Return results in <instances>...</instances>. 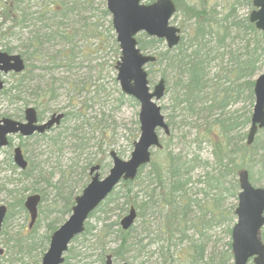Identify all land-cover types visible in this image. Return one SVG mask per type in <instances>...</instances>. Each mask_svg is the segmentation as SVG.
<instances>
[{"label":"rangeland","instance_id":"rangeland-1","mask_svg":"<svg viewBox=\"0 0 264 264\" xmlns=\"http://www.w3.org/2000/svg\"><path fill=\"white\" fill-rule=\"evenodd\" d=\"M142 1L149 2V0ZM45 2L46 0H26L27 11L34 13L32 17L38 15ZM62 3L68 9L66 8L67 11L64 15L52 16L53 28L59 29L63 34L67 33L68 38L64 39L57 36L51 40H41L38 50L42 54L36 56L39 57L38 59L32 58L26 53L30 32L35 27L40 32L47 30V26L43 24L50 23L51 19L35 22L34 18L31 17L28 21L29 26L25 28L12 24L10 20L0 24V50H6V47H10L11 53H19L26 57L27 68H31L28 74L32 77L28 82L23 81L25 83L20 86L19 94H15L16 90L12 86L17 82L18 75L13 72L4 74L5 83L0 91V116L22 120L24 108L27 105L36 106L37 94L46 88H49L53 96L44 105L48 109L44 110L43 118H47L52 111L57 109L70 110L79 115L61 121L54 130L48 132V135H56L63 131L62 134L60 133V139L65 135L67 136L62 145L58 144L61 148L59 151H51L52 148L47 143L48 137L40 140L34 137L23 139L21 146L25 149L29 161L28 167L30 168V175L27 177L20 173V168L14 164L13 160L11 162L9 160V156H12V147L19 143L20 138L14 135L11 146L0 148V204H5L8 208L10 203H14L21 197L24 201L30 193L41 190L44 194L38 206L35 222H33L34 224L37 222L33 232L27 228L30 221L28 211L19 209L18 205H14L11 207L12 213L6 218L2 226V234H0V244L2 241L6 243L11 235L16 237L17 235L34 234L36 239L41 238L39 245L32 252L33 257H28L29 264H35L34 258L37 260V264H40L41 256L48 247L49 239L46 240L42 236L43 233H47L46 222L56 218L58 219L55 223L57 227L70 214L69 212L61 213L51 210L53 206L61 207V195L68 192L74 195L82 190L89 180V177L86 179L85 174L89 171V164L100 160L107 165L106 169L108 170L112 164L109 155L110 150L114 149L124 159L129 158L133 141L139 135V103L130 95L122 93L116 79L115 64L119 56V46L111 25V15L104 12L105 0H62ZM1 21L3 20L0 14ZM171 23L183 28L179 13L173 15ZM144 34L139 32L137 37H143ZM164 47L165 41L163 40L158 48L147 49L145 52H154ZM29 48L28 50H31V46ZM64 55H68V57ZM145 67L152 89L161 77L162 65L153 63L147 64ZM215 72L216 68L214 67L210 73ZM170 77V74L164 77L165 93L157 101L161 106L162 114L165 115L167 124L169 119L171 120V124L170 122L168 124V134L164 133L162 129L158 131L161 141L164 142L165 138L172 134L173 138H171L168 146L174 152L198 153L202 159L209 158L210 163L212 161L210 154L212 144L209 141H202L199 144L200 148H198L191 142L196 131L195 124L183 125L182 120L180 124V116L182 117L180 114L183 111L174 110L173 82ZM4 90L5 92H3ZM15 95H19L20 98H14ZM242 104L247 106V103H238L236 106L229 107L228 110L242 109ZM186 121L192 122L193 118ZM73 126L76 127V131L72 129ZM171 128H173L172 133ZM243 130L248 131V126L244 127ZM182 133H185L186 136L181 137ZM74 135L84 137L87 145L77 147L76 144L79 143V140ZM169 140L170 137L168 142ZM263 142L264 132L259 130L253 142L257 151H260L259 144ZM155 151L156 148L152 150V156ZM87 161H91V163L87 164ZM12 165L15 167L13 168ZM148 168L149 166L146 165L143 172ZM106 169L101 175L107 173ZM205 169L212 173L210 164L201 165L193 170L191 191L200 190L201 187H204L203 182L196 180L199 177L203 179ZM248 171L250 181L255 186L264 187V168H262L258 157L251 162ZM113 190L118 196L117 203L119 204H110L108 207L112 209L106 206L104 211H96L92 217L88 218V226L94 228L85 238L80 236L69 245V247H73V253L77 254L76 259L71 260L72 263L100 264L98 254L103 247L105 250H109L119 246L120 238L117 225L112 224V221L120 220L128 212L129 204L122 203L125 199V192L120 183ZM138 194L140 198L142 195L140 192ZM203 196L204 194L199 191L197 197L203 200ZM236 205L237 196L225 192L221 206L225 209L232 208L234 210ZM235 220L236 217L233 220L223 222L221 225L206 228V233L209 235L206 240L207 253L212 250L217 252L226 249L227 243L231 239L226 229L227 227L231 228ZM158 224L159 217L156 212L148 213L143 217L138 216L135 219L129 232L127 247L124 249V258L127 262L130 264H166L168 262L169 257H167L166 262H163L160 255V241L156 236L159 233ZM47 234H50V231ZM8 241L10 245L13 243L12 240ZM185 246L186 242H179L177 245L172 244L170 251H177ZM15 250L16 246H9L1 256L0 263L10 256L15 258L16 255H27ZM113 260L115 263L121 262L119 258L114 257ZM4 264L12 263L4 261Z\"/></svg>","mask_w":264,"mask_h":264},{"label":"trees","instance_id":"trees-1","mask_svg":"<svg viewBox=\"0 0 264 264\" xmlns=\"http://www.w3.org/2000/svg\"><path fill=\"white\" fill-rule=\"evenodd\" d=\"M56 1L46 0L39 14L32 17L34 13L27 14L28 12H26V0H0V14L3 20L0 24L10 20L14 25L28 26L27 19L31 17L35 22L51 19L50 23L43 24L47 26V30L40 32L35 27L30 32L26 53L32 58L38 59L39 57L36 56L42 54L38 50L41 40H51L57 36L68 38L67 33L63 34L59 29L53 28L52 16L64 15L68 9L62 0ZM173 1L176 4V13L180 14L181 23H183L181 39L172 48L164 47L155 51L157 56L155 63L162 65L161 77L164 78L170 74V78H172L174 110L183 111L180 114L182 117L177 115L180 116V124L181 120L183 125L195 124L196 131L191 142L200 148L199 144L202 141H209L213 148L212 161L209 163V158H200L198 153L174 152L168 146L173 138L170 134L167 137L168 139L170 137L169 142L165 138L162 145L156 148L147 164L148 170L143 172L146 166L143 165L139 168L134 179L120 181L125 192V199L122 203L129 204V207L134 206L137 209V214L141 217L152 212L158 213L159 233L156 236L160 241L159 249L163 262H166L169 257L166 264H231L230 241H228L226 249L217 252L212 250L207 253L206 240L209 235L206 233V228L221 225L235 217L232 208L225 209L221 206V200L225 192L237 196L239 186L236 176L238 171L241 168L250 167L251 162L257 157L264 168V142L259 144L260 151H257L253 145L254 140L251 144L246 143L247 131L243 130L250 124L254 102V78L258 73L264 71V31L258 30L249 20V12L253 8L252 0ZM51 2L52 5H50ZM104 12L109 14L106 8H104ZM161 42V39L147 34L138 37L139 47L144 51L158 48ZM29 46H31V50H28ZM5 49L11 51L10 47ZM64 56L68 57V55ZM214 67L216 72L212 74L210 71ZM25 69L26 72L15 74L18 75L17 82L12 86L16 90L15 94H19L20 86L28 82L27 75L30 70L27 65ZM48 90L49 88L37 94V107L40 106L44 109L48 99L52 98L53 95ZM14 98L20 97L15 95ZM10 99L12 100V98ZM238 103H247V106L242 104V109L228 110L229 107L236 106ZM42 109L39 114L43 111ZM189 118H193V121H186ZM169 122L171 124L170 119ZM172 131L173 128H171V133ZM61 132L63 131L47 136L49 138L47 143L52 148V152L59 151L61 149L59 145H62L63 140L67 139L66 135L60 139ZM36 136L45 135L37 134ZM185 136V133L181 134V137ZM77 139L79 140V143L76 144L77 147L86 145L83 137ZM8 146H10V140ZM9 160L12 161L11 155ZM89 163L91 161H87V164ZM208 164H210L212 173L205 169L203 179L199 177L196 180L203 182L204 187L191 191L193 170ZM12 167L15 166L12 165ZM103 167L104 165H101V169ZM29 169L26 167L20 173L27 177L30 175ZM88 177L87 172L86 179ZM199 191L204 194L203 200L197 197ZM40 192L43 193L41 190ZM138 192L142 195L140 198ZM61 197V207L53 206L51 210L61 213L70 212L73 203L72 195L66 194ZM117 200L118 196L112 190L90 213L89 217H92L96 211H104L106 206L109 208L110 204L118 205ZM22 201L21 197L14 203H10L6 218L12 213L11 207L14 205H18L19 209H25ZM126 209H128L127 206ZM57 221L56 218L47 221L46 227L48 229L56 228ZM87 222L88 220L85 222L82 238H85L94 228L88 226ZM112 224L117 225L120 243L117 248L107 251L112 254L113 258L124 259V249L127 247L132 225L124 230L120 227L118 219L112 221ZM230 229L229 227L226 229L229 235ZM10 238L12 241L15 239L12 235ZM44 238L48 240L49 236L46 235ZM40 241L41 238L36 239L32 234H28L25 236V240L21 239L20 241L19 239V242L11 243V247L16 246L15 251L27 255H16L15 258L10 256L0 264H4V261L12 264H29L28 257H33L32 252ZM176 242H186V246L177 251H170V245H177ZM107 251L103 247L98 254L100 264H104V255ZM76 255L73 253V247L70 246L62 264H74L71 260H75ZM34 263L37 264L35 258Z\"/></svg>","mask_w":264,"mask_h":264},{"label":"water","instance_id":"water-1","mask_svg":"<svg viewBox=\"0 0 264 264\" xmlns=\"http://www.w3.org/2000/svg\"><path fill=\"white\" fill-rule=\"evenodd\" d=\"M105 3L119 46V57L115 64L116 79L121 91L139 102V135L133 141L129 158L123 159L114 150L110 151L112 165L104 176H100L98 165L90 168L89 181L75 196L69 216L51 233L40 264H61L64 261V253L70 239L84 230L88 214L105 199L120 180H132L139 167L150 161L151 150L161 146L158 130L169 133V126L161 112V106L157 103L164 94V79L159 78L153 88H150L145 65L153 61L155 56L141 50L137 34L144 32L163 39L169 48L177 45L181 30L179 26L170 23L176 5L173 0H153L148 3L141 0H105ZM252 5L249 20L257 29L264 30V0H252ZM23 69L24 60L19 53L0 50V90L4 85L1 72H20ZM253 91L254 103L247 134L248 144L252 142L259 128L264 131V72L255 77ZM62 116L63 113H53L46 121L38 123L35 108L28 106L25 109V121L1 117L0 147L7 145L9 134L19 133L25 136L44 132L59 124ZM12 158L20 169L27 166V160L19 145L13 148ZM238 183L240 190L235 207L237 219L231 228L233 264H248L251 257L253 264H264V243L258 236L259 228L264 225V188L251 184L248 170L245 168L238 171ZM38 201V194H30L24 201V207L30 215L29 224L36 218ZM6 209L5 204H0V228ZM135 216L136 209L131 206L128 213L120 219L121 228H129ZM2 253L3 248L0 247V255ZM105 264H114L110 253L105 257Z\"/></svg>","mask_w":264,"mask_h":264},{"label":"bare ground","instance_id":"bare-ground-1","mask_svg":"<svg viewBox=\"0 0 264 264\" xmlns=\"http://www.w3.org/2000/svg\"><path fill=\"white\" fill-rule=\"evenodd\" d=\"M176 5V4H175ZM26 12H28V11H26ZM109 13V12H108ZM250 13V12H249ZM27 14H30V12H28ZM32 14V13H31ZM110 14V13H109ZM27 17H28V15H27ZM29 18V17H28ZM28 21H29V19H27ZM28 21H27V25L29 26V24H28ZM25 23V22H24ZM19 27H28V26H26V25H18ZM258 30H260V29H258ZM260 31H264V30H260ZM114 33H115V31H114ZM151 37H155V36H151ZM115 38H116V35H115ZM155 38H157V37H155ZM157 39H159V38H157ZM162 40V39H161ZM117 41V40H116ZM162 42H163V40H162ZM165 48H169V47H167L166 45H165ZM148 54H151V55H154L155 56V59L153 60V61H151L150 63L151 64H153V63H155V61H156V59H157V56H156V52L154 51V52H147ZM21 55V54H20ZM21 57L24 59V57L21 55ZM55 65V64H54ZM25 67H26V61H25V59H24V69H25ZM24 69L22 70V71H20V73L21 72H23L24 71ZM28 70H31V68H28ZM27 70V71H28ZM30 72V71H29ZM28 72V73H29ZM264 72V71H263ZM9 73V72H8ZM13 73H16V72H13ZM4 74H7V73H2V79L4 80ZM27 77H28V80L29 79H31L32 77L28 74L27 75ZM5 81V80H4ZM48 88H46V90H47ZM43 90H45V89H43ZM138 102V101H137ZM139 103V102H138ZM28 106H33L34 108H35V110H36V116H37V122L38 123H40L41 121L43 122V112H44V110H46V109H48L47 107H45V109H42L40 106H38L37 107V105L36 106H34V105H27L25 108H24V110H23V119L22 120H19V121H25V109L28 107ZM43 110L40 114H39V112H40V110ZM77 112V111H76ZM53 113H63V116H62V118L60 119V122L59 123H61V121H65V120H67V119H72V118H75V117H77V116H79V115H77L75 112H71L70 110H60V109H57V110H55V111H52L51 113H50V115L48 116V117H50ZM72 129L74 130V131H76V127L75 126H73L72 127ZM14 135H16L18 138H20V141H19V143L18 144H16V145H20L22 142H23V139L19 136L20 134H18V133H12V134H9V140H10V146L12 145V139H13V136ZM50 135V134H49ZM22 136V135H21ZM47 136H48V134H47ZM46 136V137H47ZM75 136V135H74ZM32 137H34V138H36V139H38V137L37 136H35L34 134H30V135H25L24 136V139H26V138H32ZM76 138H78V136H75ZM160 138V137H159ZM41 139H44V138H41ZM38 140H40V139H38ZM83 140L84 141H86L85 139H84V137H83ZM160 141H161V138H160ZM86 145H87V142H86ZM86 145H84V146H86ZM133 145V144H132ZM15 146V145H14ZM133 147V146H132ZM213 149V148H212ZM212 149H211V152H210V154H211V158H212ZM112 150H114V149H112ZM111 151V150H110ZM110 151H109V155H110ZM115 151V150H114ZM116 152V154L119 156V157H121L120 155H119V153L117 152V151H115ZM110 157H111V155H110ZM122 158V157H121ZM124 159V158H123ZM27 160H28V158H27ZM111 160H112V157H111ZM28 165H29V161H28ZM93 165H98L99 167H98V170H99V174H100V176H104V175H101L102 174V172H104L105 171V169H106V167H107V165L106 164H104L103 162H100V160H99V162H94V163H92V164H90V166H89V169L93 166ZM101 165H104V167H103V169H101ZM112 165V164H111ZM143 165H146V164H143ZM143 165H141V166H143ZM140 166V167H141ZM110 167L111 166H109L108 167V170H107V172L109 171V169H110ZM139 167V168H140ZM138 171H139V169H138ZM137 171V172H138ZM86 174V173H85ZM137 175V174H136ZM134 179V178H133ZM121 181V180H120ZM81 192V191H80ZM79 192V193H80ZM60 193V192H59ZM58 193V194H59ZM79 193H77V194H74V195H72V197H73V203H72V205L74 204V198H75V196H77ZM30 194H38V196H39V201H38V205H40V202H41V200L43 199V197H44V194L43 193H41L40 192V190L38 191V192H33V193H30ZM30 194H28V195H30ZM66 194H71L70 192H68V193H66ZM66 194H63V195H66ZM27 195V196H28ZM60 195H61V193H60ZM27 196L25 197V199H24V201L26 200V198H27ZM62 196V195H61ZM24 201H23V205H24ZM72 205H71V207H72ZM71 207H70V212H71ZM97 208V207H96ZM95 208V209H96ZM94 209V210H95ZM129 210V209H128ZM93 211V210H92ZM91 211V212H92ZM69 212V213H70ZM90 212V213H91ZM90 213L88 214V217H87V219L85 220V222L88 220V218H89V215H90ZM128 213V212H127ZM126 213V214H127ZM126 214H124L123 216H125ZM122 216V217H123ZM139 215L137 214V209H136V216H135V218H134V221H135V219L138 217ZM121 217V218H122ZM120 218V219H121ZM134 221H133V223H134ZM85 222H84V229H85ZM132 223V224H133ZM34 223H32V224H29L28 223V227H30L31 228V230H30V232H33L34 231V226H36V223L33 225ZM131 224V225H132ZM29 228V229H30ZM57 228V227H56ZM56 228H54V229H48L47 227H46V229H47V233H48V231H50V234H47V233H43L42 234V236H46V235H48V236H50L51 235V233L56 229ZM128 229V228H127ZM126 230V229H125ZM84 231V230H83ZM82 231V232H83ZM29 232V233H30ZM82 232H80V233H78V234H76V235H74L71 239H70V241H69V245L71 244V242H73L76 238H78V237H80L81 236V234H82ZM32 236H35L34 234H32ZM4 238V237H3ZM16 239V240H15ZM15 239L13 240V243H16V242H19V239H20V241H21V239H22V241L23 240H25V236L24 235H17L16 237H15ZM8 240H11V238H10V236L8 237ZM8 240H6V243H4V241H2L1 243L3 244H0V247H2L3 248V250L4 251H7V248H9V246H11L10 244H8ZM69 245H68V248H69ZM67 248V249H68ZM107 251V250H106ZM108 252V251H107ZM107 252L105 253V257H106V255H107ZM117 259V258H116ZM105 262V261H104ZM114 262V261H113ZM122 262H127L126 260H125V258L124 259H121V262H119V263H115L114 262V264H120V263H122ZM128 264H130L129 262H127Z\"/></svg>","mask_w":264,"mask_h":264},{"label":"flooded vegetation","instance_id":"flooded-vegetation-1","mask_svg":"<svg viewBox=\"0 0 264 264\" xmlns=\"http://www.w3.org/2000/svg\"><path fill=\"white\" fill-rule=\"evenodd\" d=\"M1 77H2V74H1ZM3 81H4V80H3ZM1 117H3V116H0V118H1ZM48 118H49V117L44 118V119H43V122L46 121ZM13 119H14V118H13ZM15 120H18V119H15ZM41 122H42V121H41ZM59 124H60V123H59ZM57 125H58V124L53 125L52 127H50L49 129L45 130L44 132H41V133H39V132H34V133H32V134H34L35 136H36L37 134H42V135L44 134L45 136H37L38 139L44 138V137L47 136L48 132L54 130V129L57 127ZM19 136H20L22 139H24V136H21V134H20ZM7 138H8V143H9V135L7 136ZM8 143H7V146H8ZM19 146H21V144H20ZM21 148H22V151H23L24 157L27 159L26 154H25V151H24L25 149H24L22 146H21ZM98 171H99V170H98ZM88 174L90 175V169H89V171H88ZM6 215H7V211H6V214H5V216H4L3 222H2V224H1L0 234H2V226H3V224L5 223L4 221H5V219H6ZM29 222H30V221H29ZM27 228H30V227H27ZM29 230H31V228H30ZM258 236H259V238L261 239V241L264 243V225H262V226L259 228V230H258ZM3 252H4V250H3ZM252 258H253V257H251V258L248 259V264H253V259H252ZM104 264H105V262H104Z\"/></svg>","mask_w":264,"mask_h":264}]
</instances>
